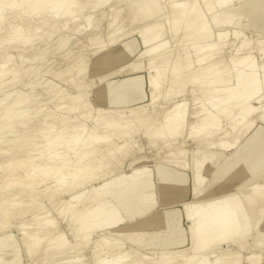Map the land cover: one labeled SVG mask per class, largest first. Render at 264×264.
Listing matches in <instances>:
<instances>
[{
  "label": "bare ground",
  "instance_id": "1",
  "mask_svg": "<svg viewBox=\"0 0 264 264\" xmlns=\"http://www.w3.org/2000/svg\"><path fill=\"white\" fill-rule=\"evenodd\" d=\"M19 261L264 264V0H0Z\"/></svg>",
  "mask_w": 264,
  "mask_h": 264
},
{
  "label": "rangeland",
  "instance_id": "2",
  "mask_svg": "<svg viewBox=\"0 0 264 264\" xmlns=\"http://www.w3.org/2000/svg\"><path fill=\"white\" fill-rule=\"evenodd\" d=\"M150 150H151V149H150ZM150 150H149V149H147V154H148L149 156L154 154V153H153V152H154V150L152 149V151H151V152H152V154H151ZM148 152H149V153H148ZM9 264H10V263H9ZM17 264H20V261H19Z\"/></svg>",
  "mask_w": 264,
  "mask_h": 264
}]
</instances>
